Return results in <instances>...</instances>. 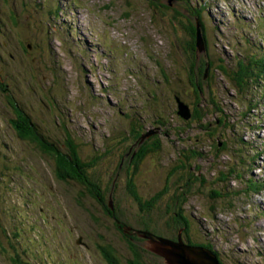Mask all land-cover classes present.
<instances>
[{"label": "rangeland", "instance_id": "1", "mask_svg": "<svg viewBox=\"0 0 264 264\" xmlns=\"http://www.w3.org/2000/svg\"><path fill=\"white\" fill-rule=\"evenodd\" d=\"M197 15L209 45L196 57L212 62L199 102L189 80ZM261 51L264 0H0V264H108L102 244L126 263L124 224L177 236V215L223 264H264V81L230 80ZM176 94L203 118L179 116ZM9 99L64 152L74 139L113 216L20 136ZM141 129L159 149L135 173ZM132 176L147 201L160 196L148 210L129 194ZM140 244L147 264H167Z\"/></svg>", "mask_w": 264, "mask_h": 264}, {"label": "trees", "instance_id": "2", "mask_svg": "<svg viewBox=\"0 0 264 264\" xmlns=\"http://www.w3.org/2000/svg\"><path fill=\"white\" fill-rule=\"evenodd\" d=\"M197 17L201 23V28L204 30L201 17L198 15ZM192 35H193L192 46H190V49L192 52L191 54L192 59L190 62L191 63V78L189 80L193 84L194 92L196 93L198 97V102H199L201 100V97L204 96V90H205L203 87L204 82L202 79L205 78L206 69L212 65V62L207 61V59H204L203 57H201V59L196 57L197 56L195 53L197 49L196 47V27L194 28ZM196 69L198 70V73L196 72ZM230 80L234 83L235 86H239L242 88H244L245 86L248 87L252 85L261 84V82L264 81V53H262L261 51L259 53H254V56L250 58L239 60L238 67L230 73ZM0 87L3 89H6L4 86H0ZM178 97L181 100H183L181 96L176 94L175 95L176 102H177ZM9 100H10V103L13 105V107L18 109L17 119L14 120L13 122L16 125V127L19 129L20 136L22 138L29 139L32 142H35L37 146L45 154L54 157L55 163H56V175L59 179L66 180V181L72 179L74 181L81 182L83 186L89 189L90 193H92L96 201L104 207L107 213L113 216L114 210L112 207L106 204L104 194H102L99 191V185L97 184V182H94L88 176L87 168L93 167L95 165L94 162H86L83 160L81 154L79 153L78 144L75 141H73L74 139L73 138H72L73 140L69 138L67 139L66 145L68 147V150L64 152L61 146L49 141V139H47L46 136L43 135L39 131L38 125L31 119L30 116L28 115H27L28 117L26 116L25 111L21 107L18 106V103L16 101H13L11 99ZM186 104H188V106L191 109V113H192L191 118L197 119V120H201L203 118L201 114V110L197 107V105H194V107L192 108L189 103H186ZM177 111H178V103H177ZM185 120H189V119H185ZM218 123L222 124L223 120L219 118ZM146 133L148 132H145L144 129L134 130V132L132 133L133 140H134L133 145H135L136 148L139 149V151L135 153L134 151L131 152V155L129 158V162L130 164L133 165L132 167L134 168L135 173L138 170L140 161H142V159L146 157L149 152H154L159 149L156 143L151 142V139L153 136L150 137L151 136L150 135L143 140V136L146 135ZM131 147L133 146L131 145L130 148ZM121 167H122V159L118 164V169H120ZM128 181H129L128 183L129 194L139 204H143L147 208V210L151 207L152 203L157 198L160 197L158 194L157 197L154 198V196H156L154 195L152 197L154 199L152 203L149 205V202L150 200H152V198L147 201L144 197L140 195V193L138 192L136 188V185L134 184V177L133 176L129 177ZM260 181H261L260 185L263 187L264 178H261ZM261 186H258V181H255L251 183L250 187L258 192L259 189H261ZM188 222L189 221L185 217H182L180 215H177L176 219L174 220V225L177 227L178 231L180 232L179 229L183 230L184 241L190 244L204 245L210 249L214 248L211 245H208L205 243H197V242L192 241L190 234H189V223ZM125 229H127L126 225L120 229V232L126 238V242L129 246V249L132 252V257L128 259V262L123 263L112 246L108 244H102L100 246H101V249L105 252L107 263L108 264H146L144 260V252H147V249L146 247L140 244V240L142 238L136 235L135 233H133V231L125 232ZM146 230L150 231L148 227ZM178 231L177 233H179ZM150 232L158 237L161 236V237H165L168 239L178 240V234L177 236L171 235V237H166V236H163V234L159 235L156 232H152V231ZM144 240L148 241L147 238ZM216 254L219 257L218 252H216ZM154 255L157 257H160L158 254H154Z\"/></svg>", "mask_w": 264, "mask_h": 264}, {"label": "water", "instance_id": "3", "mask_svg": "<svg viewBox=\"0 0 264 264\" xmlns=\"http://www.w3.org/2000/svg\"><path fill=\"white\" fill-rule=\"evenodd\" d=\"M196 47L199 51H206L207 44L201 29L200 21L196 25ZM208 69V68H207ZM177 113L185 119L192 117L191 109L183 100L177 98ZM152 132L146 133L143 140ZM114 210V206L111 205ZM127 232V230H126ZM150 244L149 249L162 256L167 264H223L218 255L212 249L200 245L190 244L184 241L181 232L178 233V240L155 236L152 233H144Z\"/></svg>", "mask_w": 264, "mask_h": 264}, {"label": "flooded vegetation", "instance_id": "4", "mask_svg": "<svg viewBox=\"0 0 264 264\" xmlns=\"http://www.w3.org/2000/svg\"><path fill=\"white\" fill-rule=\"evenodd\" d=\"M194 28H195V26L193 25V24H191V26H189L188 27V32L192 35L193 34V31H194ZM203 32H204V30H203ZM204 35L206 36V33H204ZM192 37H193V35H192ZM206 38V37H205ZM193 40V39H192ZM206 44H207V50H208V45H209V43H208V40L206 39ZM206 50V51H207ZM207 55H208V53H206ZM205 56V55H204ZM206 57V56H205ZM210 68V67H209ZM209 68L208 69H206V75H205V78L204 79H206L207 77H208V71H209ZM119 221V220H118ZM117 221V224L118 225H120V223ZM126 224H124V226H125ZM144 227L145 228H143V229H146L147 228V226L145 225V223H144ZM123 228V227H122ZM143 229H137L136 227H132V226H128V228L127 229H125V232H126V230H127V232H129V231H133V233H135L136 235H138L139 234V232H140V230H143ZM127 234H129V233H127ZM139 236V235H138ZM140 237V236H139ZM125 240H126V238H125ZM141 241H144V239L142 238L141 240H140V242ZM102 252H103V255H104V258H105V260H106V255H105V252L102 250ZM145 260V259H144ZM146 262V261H145ZM147 264V263H146Z\"/></svg>", "mask_w": 264, "mask_h": 264}]
</instances>
